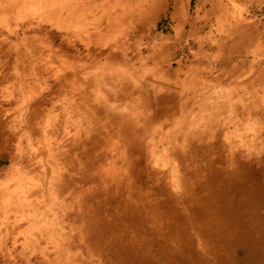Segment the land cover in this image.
<instances>
[{
	"label": "rangeland",
	"instance_id": "374dc122",
	"mask_svg": "<svg viewBox=\"0 0 264 264\" xmlns=\"http://www.w3.org/2000/svg\"><path fill=\"white\" fill-rule=\"evenodd\" d=\"M151 1L138 22L148 0H0L6 264H105L77 191L106 214L135 202L138 171L179 197L214 162L264 161V0Z\"/></svg>",
	"mask_w": 264,
	"mask_h": 264
},
{
	"label": "bare ground",
	"instance_id": "6f19581e",
	"mask_svg": "<svg viewBox=\"0 0 264 264\" xmlns=\"http://www.w3.org/2000/svg\"><path fill=\"white\" fill-rule=\"evenodd\" d=\"M153 6L148 0L136 15L130 12L128 19L147 20L154 13ZM129 9H134L133 5ZM30 125L34 129V124ZM11 140L0 121V163L15 158ZM19 147L17 142V150ZM136 176L135 202L119 195L113 205L109 199L114 210L106 214L90 202L93 191H77L80 211L95 227L93 237L104 246L96 247V252L105 264H264V161L238 172L214 162L189 177L188 191L179 197L146 170ZM51 187L53 192L48 196L52 206L48 210L52 219L48 223L56 228L52 194L57 193V185L52 181ZM34 190H40L39 186ZM69 192L76 193L74 189ZM22 217L31 216L23 213ZM199 242L204 254L197 250ZM0 264L6 261L0 259Z\"/></svg>",
	"mask_w": 264,
	"mask_h": 264
},
{
	"label": "crops",
	"instance_id": "0c3cea01",
	"mask_svg": "<svg viewBox=\"0 0 264 264\" xmlns=\"http://www.w3.org/2000/svg\"><path fill=\"white\" fill-rule=\"evenodd\" d=\"M245 39V38H244ZM247 39V38H246Z\"/></svg>",
	"mask_w": 264,
	"mask_h": 264
}]
</instances>
